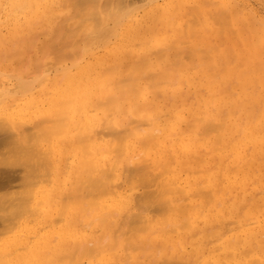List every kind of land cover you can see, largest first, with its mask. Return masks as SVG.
Listing matches in <instances>:
<instances>
[{
	"label": "bare ground",
	"instance_id": "obj_1",
	"mask_svg": "<svg viewBox=\"0 0 264 264\" xmlns=\"http://www.w3.org/2000/svg\"><path fill=\"white\" fill-rule=\"evenodd\" d=\"M53 2L54 0H0V7L4 3L12 9V13L24 12L30 19L28 24L32 23L36 26L39 24L37 22L44 21L43 25L47 24L51 28L59 26V31L54 30L56 33L54 34L58 36H55V41L53 39V42L50 41L54 50L50 45L47 50L53 52L55 58L52 57L56 59L54 61L51 58L54 61L53 64H46L43 67L41 59L44 57H42L39 60L42 65L33 66L36 63L32 65V71L35 72L33 74L31 71L33 75H30L31 73L28 75L31 77L30 79L24 78L19 81L17 79L15 80L16 84L12 85L10 82L0 86V137L4 140L2 143L6 146L11 145L12 152L9 151L10 154L19 152L23 163L30 164V167L28 165L25 167L31 168L30 172L25 170L28 173H24L25 176L23 174L20 181L15 180L19 189L20 187L22 189V191H18V195L16 194L18 198L10 191V189L13 191L15 189L12 185L14 181L10 182L12 183L10 187L13 188L7 185V190L10 191H8L10 195L8 198L16 199L15 204L12 202L14 200H11L12 203L6 201L7 194L6 197H3L5 193L0 195L1 201H4L2 197L5 198L6 205L10 202V205L6 207L7 210L10 209L9 212L5 209L4 212H1L3 215H0V220H3L4 213L8 212V219L5 217L7 220L0 223V264H84V262L87 264H120L121 260L123 264H126V259H123L125 256L121 258V255L119 257L109 254L116 246L118 247V239L114 240L115 242L112 239L114 237L112 234H116L117 230H120L118 238L121 237L123 241L124 239L126 241L123 246L126 247L125 243L127 242L128 246L132 245V248L129 246L131 248L129 251L132 254L140 249L138 255L141 256L142 248L145 252L147 250L153 252L154 249L156 252L158 249L159 253L162 250H167V253L161 254V252L160 256L155 254L156 258L153 256L151 259L154 263H159V257L163 256V259L168 260L164 261V264H264V173L260 176L261 178L259 177L260 180H254L253 173L255 171L252 173L253 168L258 172L264 165V141L260 142L253 137L254 125H247L248 131H251L252 134L250 136L247 134L249 137L244 138L241 143L234 142L231 138L232 141H228L229 137L226 140V133H222L225 130L224 127L219 126L218 122L217 128L216 123L213 125L211 120L212 125L209 127V131L215 133L217 132L216 128L217 130L220 128L219 133L215 134L214 142L220 143L218 160L216 165L212 166V158L208 153L201 154V158L198 157L203 147L202 142L198 139L201 137L196 139L194 137L193 140L190 138L187 140L188 138L184 137L188 130L191 134V128L196 130L195 126L193 127L190 122L191 125L188 122L186 123L188 126L183 125L182 114L174 115L173 108L172 111L167 109L166 102L159 103L156 99L160 94L163 98L171 94L170 87H165L167 83L171 82H168V78L171 76L168 73L164 75L163 71L168 69L162 68L163 71L157 73L158 70L156 71L157 68L154 67V62L150 58L153 56L151 53L155 46L150 48L148 41L146 44L143 42H130L128 46L124 44L129 37L140 35L145 19L150 18L155 21L154 12H160L158 2L161 0H140V2L134 1L133 3L121 1L113 4L115 6L108 7V10L105 7L102 8L101 0H58L54 5ZM201 2L202 0H200ZM211 4L212 2L209 3L211 8L217 7L216 3ZM232 4L229 0L228 5L232 6ZM108 5L110 4L107 3ZM185 6L189 9L188 11H192V9L194 11L193 14L186 12L188 13L186 22H189V26L192 25V27L187 26L186 37L181 35L184 31L176 29L175 23L179 18L176 14L177 7H174L168 22L164 21L161 26L163 29L166 26L168 32L173 33V37H171L173 43L167 42L165 49L156 53L159 59L163 56L169 57L171 54H165L170 50L172 52L179 50L178 45L188 44V40L183 41L184 38H195V43L199 40L203 42H201L202 44L206 42L204 45L207 44V40L211 42L214 38L212 33L209 34L212 38L208 36L210 40L207 39L206 34L202 33V28L207 25V21L203 22V20H199V17V19L197 18L196 14L200 8ZM9 7L7 8L9 9ZM222 8L221 14L218 13V10L216 11L217 16L212 10L214 13L212 20L216 19L215 25H220H218L219 35H217L221 38L220 34H223L221 31L230 29L231 34L227 32L229 36L233 35L235 38L242 36L243 38L247 28L243 23L244 19L240 17L241 13L238 14L237 10V13L236 11L235 13L231 12V15L227 13L228 16H226L227 8H224V11ZM233 8L236 10L235 7ZM209 10L211 11V9ZM199 13L201 16V12ZM184 14L182 13L181 16L186 17ZM194 14L196 17L193 18L202 22L199 24L197 21L194 22L195 20L191 17ZM189 17L192 21L189 20ZM250 17L248 21H250ZM192 22L196 28L199 27L197 32L194 25L191 24ZM85 23L88 24L83 28ZM255 24L259 26L257 23ZM261 26L259 27L261 28ZM250 28L252 29L253 26ZM19 29L15 32L21 34V29ZM45 29L41 30L42 33L36 34L40 37L46 36L47 29ZM166 29L164 32H167ZM199 31L200 34H198ZM259 34L264 36L262 33ZM38 35L32 37L33 40L27 41L30 42L29 47L35 43ZM200 35L202 39L199 38ZM58 37L67 38V41L71 38L70 42L75 39V45L79 43L80 46H74L72 53L69 54V47L66 46L64 49V42L57 39ZM4 39L6 38L4 37L3 41ZM150 39L148 40L150 41ZM248 39L250 38L248 37ZM263 39L264 37H262ZM56 41L59 43H55ZM192 41L194 42V40ZM197 43L199 44L198 41ZM58 44L59 48L56 47ZM45 45V52L42 54L48 55L49 52L46 53ZM67 45L71 44L67 43ZM175 45H177L176 48ZM208 45L206 46L208 47ZM29 47L27 46V48ZM33 47L26 52L32 53ZM191 48L188 49L192 51V57L198 58L200 55L199 65H202L204 52H200L196 57V50L194 52ZM219 48L217 47L218 50ZM217 49L214 46L213 52H216ZM181 50L177 51L178 54L182 53ZM229 50H231V46H229ZM15 52L18 54L19 51ZM186 52L183 54L190 53ZM178 54L173 56L178 57ZM72 55L74 58L70 62L66 57L71 58ZM192 57L188 59L193 63ZM233 57L235 59V56H232V60ZM31 58L33 57L31 56ZM219 58L221 59V57ZM205 59L202 63L206 62ZM66 60L70 62L69 66L65 64L68 62ZM154 60L156 63L157 59L154 58ZM198 60L196 62H199ZM44 62L47 61L44 60ZM178 62L180 61H177L176 65L180 66L181 63L184 65L182 61L180 64ZM176 65L173 70L177 67ZM224 67L219 71H223ZM25 68L27 70L28 65ZM20 69L22 70V68ZM121 69L126 72L125 75ZM23 72L25 71L23 70ZM137 72L138 74H136ZM182 74H185V78L191 75L188 70L187 72L183 71ZM177 76L178 72L174 77L177 78ZM233 76L230 75V80L236 79ZM145 78L150 82L152 79L156 80H154V84L159 88L157 89L156 86L155 88L161 89L158 93L154 88L158 95H154L155 91L152 95L158 97L149 99L148 91L139 86L141 83L139 81ZM256 81L253 83L256 84ZM186 83L189 84V80ZM154 84L151 82L152 86ZM151 85L148 87L150 88ZM222 90L220 89V91ZM151 91H153V87L152 90L150 89V94ZM211 92L213 93V91ZM205 96L209 101L212 95ZM210 103L208 102V105ZM240 103L238 102L236 105L238 106ZM148 110L150 114H148ZM257 116L259 117L260 113ZM120 127H122L121 130ZM207 128L205 127L206 130ZM196 135L198 136V130H196ZM199 136L201 135L199 134ZM247 143L251 144L253 148L250 151L245 149ZM227 149L229 150L228 154L225 151ZM255 149L260 152L263 150L261 157L253 156ZM14 156L16 157V155ZM10 157H7L8 162L4 163L5 166L14 164ZM260 159H263V165L259 164ZM174 162H176V167L173 166ZM15 164L18 165L17 162ZM156 164H160L159 167L157 166L159 174L158 170L157 174L154 173ZM25 167L21 166V169ZM11 168L14 170L13 167H10V170ZM9 171L5 172L9 174ZM18 172L20 171L18 170ZM11 179L14 180V177ZM15 182L14 186H16ZM154 186L157 189L151 192L150 189H154ZM254 186H256L255 190H253ZM0 189L2 188L0 187ZM138 190L143 193L140 192L138 194L141 195L134 197L133 192ZM234 191L236 196L234 193L235 197L232 203L227 204L228 200L232 199V195L229 194ZM11 192L12 194H10ZM207 198H211V201L208 202L210 199ZM204 199H207V202ZM223 200H226L225 203ZM243 202L245 203L241 206ZM2 205L4 203H1ZM2 208L4 207L2 206ZM78 210L79 213L80 211L88 212V216L86 215L88 219H90L89 215H93L91 223L83 224L82 219L85 218V213H81V218V215L77 213ZM96 221L98 226H96ZM103 230L105 235H109L112 242L108 244L107 236H105L106 245L104 244L102 248V244L94 241L93 236L99 235ZM124 249L121 251L126 252ZM151 251L150 253H152ZM143 256L141 257L143 258ZM126 258L128 260L136 259L134 255L126 256ZM157 258L159 260H156ZM160 262L162 263V259ZM129 263L133 264L132 261ZM143 263L146 264L144 260ZM143 263L140 262V264Z\"/></svg>",
	"mask_w": 264,
	"mask_h": 264
},
{
	"label": "rangeland",
	"instance_id": "obj_2",
	"mask_svg": "<svg viewBox=\"0 0 264 264\" xmlns=\"http://www.w3.org/2000/svg\"><path fill=\"white\" fill-rule=\"evenodd\" d=\"M58 2V0H54V2H53V5L55 4V3H57ZM60 1V0H59ZM107 1V2H106ZM121 1H123V2H126V3H133L134 1H136V2H140V0H101V4H102V8H104L105 7V9H109L110 7H112V6H115V5H113V4H117L118 2H121ZM207 3H205V2ZM202 0V2L201 3H205V5H207L206 7H205V5H204V3L201 5V3H200V0H161V2H158V5H160V12H154V15H156V19H155V21H153V20H150V18H147V19H145L144 20V22L142 23V29H141V33H140V35H137V36H135V37H129V39H126L127 41L124 43L125 44V46H128L129 44H130V42H132V43H140V42H143V44H146V43H148L149 44V46H150V48H152L153 47V45L155 46V47H153L154 49H152V51H153V53H151L153 56H151L150 58H151V60L154 62L153 64H154V67L155 68H157L156 69V71L158 70V72L157 73H159L160 71H163L162 70V68L163 69H168L167 71H163V72H165L164 73V75H166V73H168L171 77H167L168 78V82L169 81H171V82H169V83H167L166 85H165V87L166 86H169L170 87V93L171 94H169V96L171 97H169V96H166V97H162L161 96V94H160V96H159V98H156V97H158V96H154V95H156L157 94V92L155 91V89L157 88V86L154 84V80L152 81L151 80V82H152V84H154V86H152L151 85V82H150V80H146V78L143 80H140L139 82H141V83H139V86L140 87H142V88H144L146 91H148V97H149V99L150 98H156L157 99V101L159 102V103H162V102H166V104L167 105H165V106H167L166 108L167 109H169V110H171L172 111V108H173V112H174V115H177V114H182V119H183V125H185L187 122L189 123H191V124H193V127L195 126V128H196V130H198V136L196 135V130L195 129H193V128H191V129H193V130H191L190 129V132H191V134H189V128L187 129L188 131L185 133V139L186 138H188L187 140H189V138H190V140H193V138L194 139H196V138H198V137H201V139L200 138H198L199 140H200V142H202V145H203V147L201 148V150H200V154L198 155V157H200L201 158V154H203V153H208V155L212 158V161H211V165L213 166V165H216V162H217V156H218V154H219V144L220 143H218V144H216V143H214L215 142V140H216V138H215V134L217 133H219V130H220V128L217 130V128H218V125H217V123L219 124V126H223L224 127V129L226 130H224L222 133H226L225 134V138H226V140H227V138H228V141H230L231 139H233V141L234 142H241V143H243L242 141H244V138H246V137H249L250 136V134H252L251 133V131L249 132L248 131V128H247V125L248 126H252V125H254V129L253 130H255L254 132H253V137H255L256 139H258L260 142H262V141H264V125H263V117H264V46L262 47V43H263V45H264V39L262 40V37H264L263 35H261V34H259V33H262V34H264V0H230L233 4H232V6L231 5H228V2H229V0ZM207 1H210V2H207ZM217 1H218V3H217ZM106 2V3H105ZM117 2V3H116ZM176 2V3H175ZM198 2H199V4H198ZM212 2V4L213 3H216L217 5H215V6H217V7H215L214 9L213 8H211V6L209 5V3H211ZM239 2V3H238ZM107 3L108 4H110V5H108L107 6ZM173 3H175V4H173ZM211 4V5H212ZM219 4V5H218ZM222 4V6H220ZM224 4V5H223ZM104 5V6H103ZM174 5V6H173ZM176 5V6H175ZM180 5V6H179ZM185 5H187V6H191V7H193V6H197L196 7V9H198V7L200 8L199 10V12H201V16H200V13L198 12L197 14H196V16H197V18L199 19V20H203V22L204 21H207V25H205V23H204V25H205V27L204 28H202L203 30H202V33H204V34H206V36L208 37V36H210L209 34H213L212 35V37H214V38H212L211 36V38H212V40H211V42L209 41L208 42V40L207 39H209V37L206 39L207 40V44L206 45H208V47L206 46V45H204L206 42H204V44H202L203 42L202 41H199V40H197L198 42H199V44L197 43V41H196V43H195V38H184V40L183 41H187L188 42V44L186 43V44H183V45H178V49L180 50V49H182L181 51H182V53H180L179 52V54H178V52L177 51H179V50H173L174 52H172V50H170V51H168L165 55H167V54H171L169 57H166V56H163V57H161V59H159L158 57H157V52L158 51H160V50H162L163 51V49H165V46H166V44H167V42H171V43H173V38H171V37H173L172 36V34L173 33H171V32H168V29H166L165 27H164V29H166L167 30V32L165 31L164 32V29H163V27H161V26H163L162 24H163V22L165 21V22H168V20H169V17H170V15H172L171 14V12H173L172 11V9L174 10L176 7V14L178 15V20H177V22L175 23V26H176V29L178 30V31H182V29H183V31H184V33H182L181 35H183L184 37H186L187 36V33H186V28H187V26H189L190 24H188L186 21L188 20V16H187V14L188 13H186L189 9L185 6ZM201 5V6H200ZM5 8H4V7ZM227 6V7H226ZM7 7H9L8 5H6V4H1V9H0V16H1V18H0V24L2 25L1 27H0V35H2V36H0V41H1V43H0V86H4L5 84H8V83H12V85L15 83H17V81H19L20 79H24V78H27V79H30L31 77H28V75L31 73V71H32V67L33 66H37V64L38 65H42L43 64V67L46 65V64H53V62L56 60V59H54L55 57H54V55L51 53V52H49V51H47L48 49H49V45L51 46V44H50V41L51 42H53V41H55V39H56V37L55 36H58V35H55L56 33H55V31H56V29L59 31V26H54L53 28H51V26H48L47 24L46 25H43L44 24V21L43 22H37V23H39L38 25H36L35 26V24L34 25H32V23H29V24H31V25H29L28 24V22H30V19H28V16L24 13V12H13L12 13V9L9 7V9L7 8ZM109 7V8H108ZM175 7V8H174ZM191 7H189V8H191ZM213 7H214V5H213ZM223 7V8H222ZM233 7H235L236 8V10L233 8ZM4 8V9H3ZM186 8H187V10H186ZM221 8H222V10L224 11V8H227L226 10H225V12H226V16H228V14L227 13H229V15H231L232 13H235V11H236V13H237V10L239 11L238 12V14H240V17L242 18V19H244V24H246V30L244 31V35H243V38H242V36H240V37H236L235 38V36L233 37V35H230L229 36V34L227 33V32H229L230 33V29L229 30H222L221 32L224 34H220V35H222L223 36V38H222V36H221V38L218 36L219 34V28H218V25H215L216 23H214V21L216 20H212L213 18V14L214 13H212V10H213V12H215L216 13V11L218 10V13H220V11H221ZM185 9V10H184ZM194 9H195V7H194ZM209 9H211V11L209 10ZM10 10V11H9ZM106 10V11H107ZM4 11V12H3ZM184 11H185V14H184ZM206 11V12H205ZM209 11V12H208ZM234 11V12H233ZM3 12V13H2ZM188 12H192V14L194 13V11H193V9H192V11H188ZM208 12V13H207ZM224 12V13H225ZM232 12V13H231ZM10 13V14H9ZM184 14V16H186V17H182L181 16V14ZM211 13V15H209ZM248 13V14H247ZM191 14V13H190ZM221 14V13H220ZM219 14V15H220ZM7 15V16H6ZM11 17H10V16ZM207 15H209V16H207ZM216 16H217V13L215 14ZM218 15V16H219ZM247 15H248V17H247ZM9 16V17H8ZM190 16V15H189ZM195 16V14H194V16H192L191 15V17L193 18V17H196ZM216 16H214L215 18H217L218 19V17H216ZM251 16V17H250ZM191 17H189V20L190 21H192L191 20ZM249 17H250V21H248V19H249ZM155 18V17H154ZM208 18V19H207ZM194 19V18H193ZM198 19H194L195 21L194 22H196L197 21V23L199 24V22H202V21H199ZM29 20V21H28ZM75 20H76V18H75ZM254 20V21H253ZM26 21H27V23H26ZM143 21V20H142ZM252 21H253V23H252ZM194 22H192L191 24H193L194 25V27H195V24H194ZM251 22V23H250ZM153 23V24H152ZM161 23V24H160ZM187 23V24H186ZM255 23H257L259 26H261V28L259 27V26H256V24ZM87 24L88 23H85V26H83V28L84 27H86L87 26ZM151 24L153 25V27L151 26ZM156 24H157V26H156ZM197 24V25H198ZM249 24V25H248ZM251 24H253V25H251ZM63 26H65V24H62ZM167 25H168V23H167ZM184 25H185V27H184ZM196 25V26H197ZM35 26V27H34ZM44 26H45V28L47 29V35L46 36H39L38 34H40V33H42V31H43V29H45L44 28ZM160 26V27H159ZM220 26V25H219ZM222 26V25H221ZM251 26H253V30L250 28ZM256 26V27H255ZM20 28L21 29V34L20 33H16L15 31H17L18 30V28ZM27 27V28H26ZM154 27H156V28H154ZM189 27H192V25L191 26H189ZM258 27L260 28V32H259V29H258ZM25 28V29H24ZM154 28V29H153ZM158 28H160V29H158ZM216 28V29H215ZM218 28V29H217ZM263 28V30H261ZM15 29V30H14ZM19 29V30H20ZM29 29V30H28ZM45 29V30H46ZM194 29H196V32L199 30V27L198 28H194ZM198 29V30H197ZM27 30V31H26ZM35 30V31H34ZM42 30V31H41ZM44 30V31H45ZM55 30V31H54ZM215 30V31H214ZM218 30V31H217ZM146 31V32H145ZM194 31V30H193ZM213 31V32H212ZM262 31V32H261ZM49 32V33H48ZM145 32V33H144ZM152 32V33H151ZM153 32H154V34H153ZM215 32V33H214ZM231 32H232V30H231ZM25 33V34H24ZM26 33H28V34H26ZM33 33H38V34H36V35H38L36 38H37V40H35V38H34V42L36 43H32V46L31 47H33V44L35 45L34 47H33V50H32V53L30 52H26V51H30L32 48L31 47H29L30 45H29V43L27 42L29 39L30 40H33V38L32 37H34V36H36V35H34ZM44 33V32H43ZM55 33V34H54ZM151 33V34H150ZM207 33H208V35H207ZM22 34H24V35H22ZM44 34H46V32L44 33ZM43 34V35H44ZM59 34V33H58ZM177 34V33H176ZM189 34V33H188ZM198 34H200V31L198 32ZM218 34V35H217ZM231 34V33H230ZM233 34H235L234 32H233ZM248 34H249V36H248ZM196 35V34H195ZM202 35V34H201ZM201 35H200V37L199 38H201L202 39V37H201ZM258 35V36H257ZM24 38H23V37ZM144 36H146V37H144ZM157 36V37H156ZM192 36V35H191ZM197 36V35H196ZM217 36V37H216ZM256 36V37H255ZM6 38V39H4V41H3V38ZM22 37V38H21ZM52 37V38H51ZM152 38V39H150V38ZM176 37V36H175ZM182 37V36H181ZM193 37H195V36H193ZM198 37H196V38H198ZM245 37V38H244ZM248 37L250 38V39H248ZM55 38V39H54ZM150 39V41L148 40V39ZM183 38V37H182ZM204 38H206L205 37V35H204ZM219 39V40H217V39ZM26 39V40H25ZM52 39H53V41H52ZM57 39H60L62 42H64V49H66L65 47L67 46V47H69V49H68V52H70L69 54H71L72 53V48L74 47V46H76L77 45V47H79L80 46V44L78 45L77 43H76V45H75V39L73 40V42L71 41L70 42V39L71 38H69V40L67 41V38H62V37H58ZM66 39V40H65ZM200 39V40H201ZM245 39V40H244ZM22 40H23V44H22ZM29 40V41H30ZM192 40H194V42L192 41ZM205 40V39H204ZM203 40V41H204ZM205 40V41H206ZM210 40V39H209ZM58 41V40H57ZM55 42V43H59V42ZM148 41V42H147ZM152 41V42H151ZM190 41V42H189ZM223 41V42H222ZM235 41H237V42H235ZM246 41V42H245ZM11 42V43H10ZM31 42H33V41H31ZM70 42V43H69ZM145 42V43H144ZM156 42V43H155ZM159 42V43H158ZM202 42V43H201ZM217 42H219V43H217ZM230 42V43H229ZM238 42H240L239 44H237ZM15 43V44H14ZM26 43H27V45H26ZM47 44V45H45V44ZM54 43V44H55ZM61 43V42H60ZM66 43V44H65ZM67 43L68 44H71L70 46H68L67 45ZM212 43V44H211ZM236 44V46H235V44ZM255 43H258V44H255ZM9 44H11V45H9ZM53 44V43H52ZM197 44V45H196ZM202 44V45H201ZM39 45V46H38ZM44 45L46 46V53H48V55L46 54V55H43L42 53H44L45 52V48H44ZM62 45V46H63ZM240 45H241V47H240ZM20 46H22L21 48H20ZM27 46L29 47V48H27ZM54 47H55V45H53ZM187 46V47H186ZM193 46V47H192ZM214 46L216 47V49H217V47H220L219 48V50L217 51L216 50V52L214 51L213 52V48H214ZM229 46H231V50H229ZM52 47V46H51ZM56 47H60L59 46V44H58V46H56ZM76 47V48H77ZM177 47V45H175V48ZM192 47V48H191ZM227 47H228V50H226L227 49ZM238 47V48H237ZM1 48H2V50H1ZM11 49V51H10V49ZM44 48V49H43ZM53 48V47H52ZM51 48V49H52ZM162 48V49H161ZM188 48H191L192 50H194V52H195V50H196V57L200 54V52H204V56H208V59H207V56L204 58V56H203V58L205 59V63H202L203 62V58H202V62H201V64L202 65H199L200 64V55L198 56V58H195V57H192V51H189L190 49H188ZM197 48V49H196ZM30 49V50H29ZM174 49V48H173ZM184 49V50H183ZM209 49V50H208ZM43 50V51H42ZM52 50H54V48L52 49ZM78 50V49H77ZM199 50V51H198ZM201 50V51H200ZM208 50V51H207ZM226 50V51H225ZM240 50H242V51H240ZM252 50V51H251ZM260 50V51H259ZM7 51V52H6ZM15 51H19L18 52V54H17V52H15ZM34 51V52H33ZM64 52H65V50H63ZM139 52H142L141 50H138ZM154 51H155V54H154ZM186 51H188V52H190V53H188L187 55L186 54H183L184 52H186ZM232 51V52H231ZM246 51V52H245ZM40 52H41V54H40ZM63 52V53H64ZM67 51L65 52V53H68ZM197 52H199V53H197ZM210 52V53H209ZM213 52V53H212ZM8 53H9V55H8ZM12 53V54H11ZM36 53V54H35ZM157 53V54H156ZM160 53H163V52H160ZM187 53V52H186ZM1 54H3L2 56H1ZM14 54V55H13ZM174 54H178V57L176 56V57H174L173 55ZM191 55V56H188V55ZM248 54V55H247ZM9 57H8V56ZM12 55V56H11ZM27 55V56H26ZM34 55V56H33ZM154 55H155V57H154ZM161 55V54H160ZM181 55H183L182 56V58H181ZM203 55V54H202ZM201 55V56H202ZM228 57H227V56ZM230 55V56H229ZM15 56V57H14ZM17 56H18V58H17ZM20 56V57H19ZM31 56L33 57V58H31ZM54 58H53V57ZM66 56V55H65ZM172 56V57H171ZM194 56V55H193ZM232 56H235V59H234V57H233V60H232ZM244 56V57H243ZM246 56H249V57H251V58H249V57H246ZM1 57H2V59H1ZM11 57V58H10ZM12 57H14V58H12ZM26 57V58H25ZM42 57H44V58H42ZM69 57V56H68ZM66 57V59H68L70 62H71V60H73V58H74V56L72 55L71 56V58L69 57ZM189 57H192L193 58V63H192V61H190V59H188ZM211 59H210V58ZM219 57H221V59L223 60V62H225V63H223L222 62V60L219 58ZM228 59H227V58ZM8 58H10V59H8ZM16 58V59H15ZM40 58H42L41 60H43V62H42V64L41 63H39V60H40ZM51 58H53L54 59V61H53V59H51ZM154 58L155 59H157L156 60V63H155V60H154ZM230 58V59H229ZM244 58V59H243ZM8 59V60H7ZM13 59H15V60H13ZM28 59V60H27ZM159 59V60H158ZM177 59H179V60H177ZM199 61V62H196L197 60ZM209 59L211 60V62L209 63ZM7 60V61H6ZM33 60H34V62H33ZM44 60L45 61H47V62H44ZM68 60H66V61H68ZM176 60V61H175ZM185 60V61H184ZM196 60V61H195ZM220 60V61H219ZM231 60V63H229V61ZM2 61V62H1ZM48 61H50V62H48ZM65 62V64L67 65L68 64V66H69V64H70V62ZM177 61H182L183 62V64L184 65H182V63H181V65L180 66H178V65H176V62ZM15 62V63H14ZM21 62V63H20ZM24 62H26V63H24ZM33 62V63H32ZM41 62V61H40ZM173 62V63H172ZM175 62V63H174ZM180 62H178L179 64H180ZM209 64H208V63ZM222 63L221 65L219 64V63ZM13 63V64H12ZM32 63V64H31ZM34 63H36V65L34 64ZM63 63V62H62ZM168 63V64H167ZM196 63V64H195ZM244 63V64H243ZM249 63V64H248ZM16 66H15V65ZM23 64H24V66L27 64L28 65V68H27V70H26V68L25 67H27V65L24 67L23 66ZM34 64V65H33ZM64 64V63H63ZM63 64H61V65H63ZM173 64V65H172ZM187 64V65H186ZM248 64V65H247ZM262 64H263V66H262ZM23 66V67H21V66ZM33 65V66H32ZM177 66V67H180V68H177V67H175V70H173L174 69V66ZM199 65V66H198ZM185 66V67H184ZM187 66V67H186ZM220 66H223L224 67V69H225V72H223L224 71V69H223V71H219V69L221 68H223V67H220ZM11 67V68H10ZM125 67H126V65H125ZM173 67V68H172ZM220 67V68H219ZM249 67H250V69H249ZM258 67V68H257ZM10 68V69H9ZM20 68H22V70L20 69ZM34 68H36V67H34ZM33 68V69H34ZM124 68V67H123ZM122 68V69H123ZM127 69H128V67H126ZM178 69V71H177V69ZM210 68V69H209ZM216 68V69H215ZM237 68V69H236ZM121 69V70H122ZM236 69V70H235ZM249 71H248V70ZM262 69V70H261ZM9 70V71H8ZM19 70V71H18ZM23 70L25 71V72H23ZM36 70V69H35ZM123 70H125V69H123ZM123 70L121 71V72H123ZM186 70V71H185ZM187 70L189 71V73H191V75H187L188 77H186L185 78V74H182L183 73V71L184 72H187ZM19 72V73H15V72ZM22 71V73H20ZM128 71V70H127ZM147 71H149V70H147ZM176 71V72H175ZM220 73H219V72ZM34 72L35 71H32V73L34 74ZM140 72V71H139ZM177 72H178V76H177V78L176 77H174V76H176L177 75ZM30 74V75H33V74ZM24 74V75H23ZM123 74L125 75L126 74V72L124 71L123 72ZM136 74H138V72L136 73ZM163 74V73H162ZM162 74H160V75H162ZM167 74V75H168ZM187 74V73H186ZM215 76H214V75ZM234 75L233 77H235L236 79L234 80V79H232V80H230L231 78H232V76H231V78H230V75ZM243 74V75H242ZM12 75V76H11ZM180 75V76H179ZM181 75H182V77H181ZM243 77H242V76ZM22 76H24L23 78H22ZM238 76H240V77H238ZM174 77V78H173ZM248 77V78H247ZM12 78H14V79H12ZM194 78V79H193ZM216 78V79H215ZM238 78V79H237ZM18 79V80H17ZM197 79V80H196ZM226 79H227V81H226ZM255 79V80H254ZM15 80H17V81H15ZM189 80V84H187L186 82ZM191 80V81H190ZM230 80V81H229ZM252 80V81H251ZM254 80V81H253ZM257 80V81H256ZM142 81H143V83H142ZM156 81V80H155ZM256 81V84H258V85H256L255 83H253V82H255ZM5 82V83H4ZM146 82V83H145ZM181 82V83H180ZM194 82V83H193ZM210 82V83H209ZM231 84H230V83ZM156 83V82H155ZM158 83V82H157ZM173 83H175V84H173ZM208 83H209V85H208ZM237 83V84H236ZM142 84V85H141ZM151 85V87L149 88L148 86H150ZM172 85H174V86H172ZM155 86H156V88H155ZM185 86V87H184ZM207 86V87H206ZM152 87H153V91H151L152 93L150 94L149 92H150V89L152 90ZM228 87V88H227ZM149 88V89H148ZM155 88V89H154ZM159 88V87H158ZM157 88V89H158ZM179 88V89H178ZM227 90H226V89ZM255 89V91H254V89ZM257 88V89H256ZM156 89V90H157ZM161 89V88H160ZM160 89L159 90H157L158 91V93L160 92ZM202 89H203V91H202ZM220 89H223L222 91H220ZM176 90V91H175ZM202 91V92H200V91ZM258 90V91H257ZM154 91L156 92L154 95H152L153 93H154ZM211 91H213V93L211 92ZM218 91V92H217ZM111 92H113V91H111ZM179 92V93H178ZM208 92H210V93H208ZM221 92H222V94H221ZM204 93V94H203ZM206 93V94H205ZM112 94V93H111ZM213 94L215 95L216 94V96H213ZM219 94V95H218ZM221 94V95H220ZM234 94V95H233ZM254 94V95H253ZM158 95V94H157ZM173 97H172V96ZM202 95H204L203 97H202ZM205 95H208V97H209V95H212L213 96V98H212V96H210L211 98H210V100L208 101V98H206L207 96H205ZM168 97V98H167ZM192 97V98H191ZM215 97V98H214ZM223 97H225V98H223ZM242 97V98H241ZM169 98H170V100H169ZM172 98H173V100H172ZM179 98V99H178ZM211 99H213L212 101H211ZM215 99V100H214ZM166 100V101H165ZM221 100V101H220ZM244 100H246L245 102H244ZM207 101V102H206ZM208 102H211L210 103V105H208ZM215 102V103H214ZM238 102L240 103L238 106L236 105V104H238ZM260 103V104H259ZM177 104H179V105H177ZM207 104V105H206ZM219 104H220V107H219ZM212 105V106H211ZM254 105H256L255 107H254ZM177 106H179V107H177ZM260 106H261V108H260ZM237 107V108H236ZM249 107V108H248ZM239 108V109H238ZM175 109V110H174ZM249 109V110H248ZM149 110H150V108H149ZM149 110H148V112H149ZM248 110V111H247ZM256 110H257V112H256ZM146 111V110H145ZM225 111V112H224ZM235 111V112H234ZM245 111V112H244ZM262 111H263V113H262ZM147 112V113H148ZM256 112V113H255ZM258 113H260V116L258 117L257 115H258ZM148 114H150V112L148 113ZM201 114H203V115H201ZM211 114V115H210ZM226 114H227V116H226ZM235 114V115H234ZM256 114V115H255ZM189 115V116H188ZM221 117H220V116ZM262 115H263V117H262ZM251 116V117H250ZM187 117V118H186ZM226 117V118H225ZM221 120H220V119ZM194 120V119H196L195 121H192V120ZM197 119H198V121H197ZM242 119V120H241ZM252 119V120H251ZM256 119V120H255ZM188 120V121H187ZM191 120V121H190ZM200 120V121H199ZM209 122H208V121ZM211 120L213 121V125L216 123V125H217V128H216V131L217 132H211V131H209V127L212 125V122H211ZM263 120V121H262ZM203 121V123L201 124V122ZM224 123H223V122ZM253 123H252V122ZM208 123V125L206 126V124ZM220 122H222V123H220ZM189 123V124H190ZM190 124V125H191ZM257 124V126H255ZM215 125V126H216ZM263 125V126H262ZM185 126H188V124H186ZM185 126H183V127H185ZM205 127L207 128V130L205 129ZM242 129H240V128ZM259 127H261V129H259ZM121 128L122 127H120V130H121ZM186 128V127H185ZM185 128H182V130H185ZM203 128V129H202ZM222 128V127H221ZM247 128V129H246ZM212 130H213V128H211ZM203 130V131H202ZM215 130V129H214ZM238 130H239V132H238ZM252 130V131H253ZM262 130V131H261ZM194 132V134H193V132ZM207 131V132H206ZM205 134H204V133ZM211 132V133H210ZM241 132V133H240ZM202 133V134H201ZM187 134V135H186ZM189 134V135H188ZM193 134V135H192ZM199 134L201 135V136H199ZM206 134H208V135H206ZM249 136H248V135ZM191 135V136H190ZM195 135V136H194ZM206 135V136H205ZM233 136V137H232ZM231 138V139H230ZM8 140V139H7ZM198 140V141H199ZM4 140L2 139V137H0V159H2L3 160V162H2V160H0V187L2 188V189H5L6 191L4 192V190L2 191V189H0L1 190V193H0V195L2 196L3 195V193H5L4 195H3V197L7 194L8 196L6 197V201L8 202V201H10L11 202V200H14V201H12L13 203L16 201V199H9L10 197V195L8 194V191L9 190H7V187L9 186L10 187V184H12L13 185V187H15V189H14V191L16 192H14L12 189H10V191H12L13 192V195L16 197V198H18V194H19V192H20V190L22 191V189H21V187H20V189H19V185L15 182V180L16 181H20L21 180V176H23V174L25 173V174H27L28 173V171H29V169H30V171H31V168H29L30 167V164L28 165V164H24L23 163V160L21 159V157L19 156V152H16V154H14V153H11L10 154V152L9 151H11L12 152V147H11V145L10 146H6V144H3L4 142H3ZM197 141V142H198ZM232 141V140H231ZM3 142V143H2ZM2 144H3V148L1 147L2 146ZM213 144H215L214 146H216V148H214V146H213ZM213 146V147H212ZM9 147V148H8ZM210 150H209V149ZM249 148V149H248ZM216 151H215V150ZM245 149L246 150H249L250 151V149H253L252 148V146H251V144H249V143H247V145L245 146ZM212 150H214V151H212ZM2 151V152H1ZM208 151H211V152H208ZM226 151V153L228 154L229 153V150L227 149V150H225ZM6 153V154H5ZM263 153V150H262V152H260L259 150H257V149H255L254 151H253V156L254 157H257V158H259V157H261V154ZM8 154V155H7ZM2 155V156H1ZM4 155H7V157H9V156H11L10 157V159L12 160V163H14V164H12V166H5V164L4 163H6V162H8V158L7 157H4ZM14 155H16V157L14 156ZM19 156V157H18ZM2 157H4V158H2ZM14 157H15V160H14ZM215 157V158H214ZM22 160V163H20L21 162V160ZM7 159V160H6ZM20 160V161H18V160ZM215 159V160H214ZM6 160V161H5ZM5 161V162H4ZM17 162V164L18 165H16L15 163ZM259 162V161H258ZM259 164H262L263 165V159H260V162H259ZM25 165H28L29 167L27 168V166L25 167ZM158 165H160V164H158ZM157 164H156V171L154 172V173H156L157 174V170H158V166ZM18 167V169H17V167ZM21 166H24L25 168H22L21 169ZM158 166V167H157ZM173 166H175L176 167V162H174L173 163ZM5 167V168H4ZM10 167H13V169L14 170H12V168H11V170H10ZM15 169H17V170H15ZM28 170L27 171V173H26V171L25 170ZM200 169V168H199ZM263 169H264V165L261 167V171H258L257 172V170L256 169H254L253 168V171H252V173H253V179L254 180H256V179H258V180H260L259 179V177L260 176H262V174L264 173V172H262L263 171ZM10 170V171H9ZM18 170L21 172H18ZM21 170H23V171H25V172H23L22 173V171ZM200 170H202V169H200ZM5 171H9V174H8V172L6 173ZM15 171V172H14ZM29 171V172H30ZM14 174H13V173ZM18 173H20L19 175H18ZM16 174H17V176H16ZM25 174H24V176H25ZM158 174H159V170H158ZM6 175V176H5ZM5 176V177H4ZM10 176V177H9ZM12 176V177H11ZM157 176V175H156ZM161 176V175H160ZM7 177H9V178H7ZM14 177V180L13 179H11V178H13ZM183 177L185 178V176H184V174H183ZM16 178V179H15ZM261 178V177H260ZM3 179H6L5 181L3 180ZM8 179V180H7ZM11 180V181H10ZM2 181H3V183H2ZM8 183H7V182ZM12 181H14L15 182V184H16V186H14V182H12ZM10 182H12V183H10ZM5 183H7V184H5ZM3 184V185H2ZM2 185V186H1ZM8 185V186H7ZM157 185V184H156ZM4 186V187H3ZM18 186V187H17ZM6 187V188H5ZM12 186L10 187V188H13ZM17 188H18V190H17ZM155 189H157L155 186H154V189H150V191L152 192H154L155 191ZM256 189V186H254L253 187V190H255ZM17 190V191H16ZM149 190V189H148ZM9 191V192H10ZM19 191V192H18ZM207 191V190H206ZM12 192L10 193V194H12ZM141 192V190H138V191H134L133 192V195H134V197H138V196H135V195H141V194H138V193H140ZM253 192V191H252ZM15 193V194H14ZM141 193H143V192H141ZM235 193V194H234ZM17 194V195H16ZM236 196V192L234 191V192H232L231 194H229L230 196L232 195V199L230 198V200H228V202H227V204H231L232 203V200H233V198L235 197L234 195ZM228 195V196H229ZM2 197V199L4 200V201H1L0 202V208H1V210H0V215H1V212H4V210L6 209V207H8V205H10V202L9 203H7L8 205H6V203H5V198H3ZM9 197V198H8ZM226 198H228V197H226ZM0 199H1V197H0ZM9 199V200H8ZM207 199H210V200H208V202L209 201H211V198H207ZM207 199H204V201H206L207 202ZM227 200V199H226ZM225 200V201H226ZM225 201L223 200V202L225 203ZM11 202V203H12ZM1 203L3 204L4 203V205H2L4 208H2V206H1ZM16 203V202H15ZM14 203V204H15ZM211 203V202H210ZM245 202H243L242 204H241V206H243V204H244ZM12 205V204H11ZM13 206V205H12ZM3 209V210H2ZM7 210V209H6ZM10 210V209H9ZM9 210H7L8 212H9ZM8 212H5L4 214V218L6 217H8ZM79 215H81V218H82V214H84L82 211H80V213H79V210H78V212H77ZM82 213V214H81ZM88 213V212H87ZM87 213H85V218H83L82 220H83V224H87L88 222H90L91 223V221L90 220H92V216L93 215H89V217H90V219H88V217H86V215H87ZM2 215H3V213H2ZM1 215V216H2ZM7 215V216H6ZM1 216H0V219H1ZM83 216V217H84ZM88 216V215H87ZM94 216H95V214H94ZM3 218V220H0V223H1V221H5V220H7L6 218L4 219ZM3 222H2V224H3ZM96 223V226H98L97 225V221L95 222ZM94 222H93V224H95ZM6 224V223H5ZM120 228H122V227H120ZM120 230H117L116 231V234H112L114 237H112V239H113V241L115 240V241H117V239H118V247L116 246L115 247V249L114 250H111L110 251V253L109 254H112V255H114V256H119V257H121V258H123L124 256V258L123 259H126V261L128 262H126V264H131V263H129V262H133V264H135L134 262H136L137 264L139 263L140 264V262H142L143 263V260L146 262V264L147 263H149L150 262V260L153 258V256L156 258V256H160L161 254H163V253H167V250H162L161 252H157L158 251V249H157V251L155 252V249L153 250V252L151 251V250H147V252H145L144 251V249L142 248L141 250H143V253H142V255L141 256H143V254H144V252H145V254H144V256H143V258L141 257V256H139L138 254H140V249L138 250V251H136L134 254H132V252L131 251H129V248L131 247L132 248V245H130L129 244V246H128V242L127 243H125V245H126V247H124L123 246V244H124V242H126L125 241V239H124V241H123V238H118L119 237V235H120ZM117 234H118V236H117ZM103 235V236H102ZM105 236H107V238L105 237ZM94 237V241H96V242H99L100 244H102L101 246H102V248H103V245L105 244L106 245V243H105V238H106V241H107V243L108 244H111V240L112 239H110V237H109V235H105L104 234V230L102 231V232H100L99 233V235H97V236H93ZM100 238V239H99ZM121 241H120V240ZM89 240V239H88ZM104 241V243H103V241ZM114 241V242H115ZM87 243V242H86ZM143 245V247H144V244H142ZM128 246V247H127ZM122 247H124V248H122ZM140 247V246H139ZM263 247H264V245H263ZM105 248V247H104ZM107 248V247H106ZM118 248V249H117ZM128 248V249H127ZM131 248H130V250H131ZM121 249L123 250H125L126 252H124V251H121ZM127 249V250H126ZM145 249H146V246H145ZM121 251V252H120ZM128 251H129V253H130V255H129V253H128ZM150 251L152 252V253H150ZM142 252V251H141ZM149 252V253H148ZM127 255H126V254ZM154 253V254H153ZM161 253V254H160ZM125 254V255H124ZM155 254H156V256H155ZM121 255V256H120ZM135 256L136 257V259L134 258V259H130V260H128L127 258H126V256ZM141 258V259H138V258ZM144 257H145V259H144ZM120 258V259H121ZM138 259V260H137ZM159 259H160V261H161V259H162V263L159 261V263L158 264H164L163 262L164 261H168L167 259H163V256H161V257H159ZM158 258L156 259V260H159ZM155 260V259H154ZM125 261V260H124ZM122 262V260L120 261V264H123V262ZM151 262H152V264L154 263L153 262V260H151ZM151 262H150V264H151ZM157 263H154V264H157ZM84 264H87L86 262H84ZM143 264H145V263H143ZM167 264H169V263H167Z\"/></svg>",
	"mask_w": 264,
	"mask_h": 264
}]
</instances>
